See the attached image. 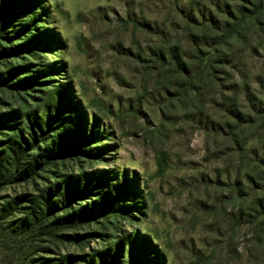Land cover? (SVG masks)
I'll use <instances>...</instances> for the list:
<instances>
[{
    "label": "rangeland",
    "instance_id": "1",
    "mask_svg": "<svg viewBox=\"0 0 264 264\" xmlns=\"http://www.w3.org/2000/svg\"><path fill=\"white\" fill-rule=\"evenodd\" d=\"M256 3L39 0L35 11H44L52 48L26 57L36 66L61 62L62 71L24 91L0 84V114H24L42 91L67 83L85 122L96 117L108 135L93 143L106 141L111 150L58 160V173L102 170L108 183L126 173L139 209L121 222L99 218L75 230L106 236L87 235L90 247L66 240L53 246L58 254L43 257L107 247L115 223L116 236L118 228L146 236L163 264H264V9L242 17L238 10ZM238 17L235 37L218 41ZM198 46L203 58L218 52L213 70L196 56ZM171 49L182 56L181 73L167 64ZM4 61L8 68L24 63L10 55ZM10 136L0 129V140ZM40 175L41 184L49 174ZM33 189L9 181L0 203ZM15 247L0 239V264H22Z\"/></svg>",
    "mask_w": 264,
    "mask_h": 264
},
{
    "label": "trees",
    "instance_id": "2",
    "mask_svg": "<svg viewBox=\"0 0 264 264\" xmlns=\"http://www.w3.org/2000/svg\"><path fill=\"white\" fill-rule=\"evenodd\" d=\"M38 2L0 0V66L5 68L0 72V84L5 87L24 91L38 78L52 82L53 75L62 71L61 62L47 61L36 66L26 57H36L52 48L47 38L51 31L40 21L44 11H35ZM262 9L264 0H258L251 8L241 6L238 10L242 17L255 16ZM241 17L224 28L218 41L235 37ZM195 53L209 70H213L220 57L214 51L203 58L199 46ZM6 55L24 63L8 68L4 61ZM167 64L178 73L186 69L178 49L169 51ZM192 84L191 77L188 86ZM42 92L39 103L28 112L20 114L14 109L0 114V129L8 128L12 134L0 140V187L9 181L30 182L34 187L31 194L1 197L0 239L16 244L12 253L22 264H72L75 260L84 264H163L146 236L121 228L118 230L122 235L116 236L113 233L115 223L111 226L112 232L107 234L110 236L107 247L101 246L97 251L91 249V254H61L59 257L40 254H58L54 253L53 246L66 240L80 244L82 250L90 247L89 240L85 239L87 235L106 236L100 231L77 233L75 230L99 218L114 216L121 222L123 215L129 212L133 215L139 210L133 197L132 179L126 173L112 183L107 182L102 170L58 173V160L76 158L81 153L90 159L101 157L111 150L110 145L106 141L93 143V140L109 138L105 131H100L96 117H92L91 123L85 122L81 109L69 94L67 83ZM41 171L49 176L40 184L36 180L41 177ZM70 230L74 233H69Z\"/></svg>",
    "mask_w": 264,
    "mask_h": 264
}]
</instances>
